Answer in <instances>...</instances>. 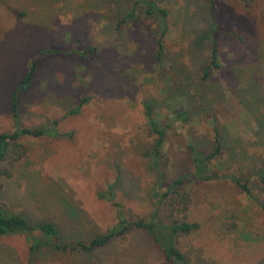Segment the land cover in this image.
<instances>
[{
  "label": "rangeland",
  "instance_id": "rangeland-1",
  "mask_svg": "<svg viewBox=\"0 0 264 264\" xmlns=\"http://www.w3.org/2000/svg\"><path fill=\"white\" fill-rule=\"evenodd\" d=\"M137 1L145 0H0V133L55 122L59 132L72 133L22 136L26 155L3 164L13 176L0 177V202L32 223L54 222L69 243L79 233L86 241L117 222V208L98 192L115 184L126 218H147L160 182L193 172L188 143L210 154L218 133L221 154L209 169L249 179L254 199L230 180L189 181L171 215L199 227L176 246L186 264H264V212L256 202L264 200L257 177L264 168V0H216L214 18L208 0H154L168 11L160 62L159 19ZM214 40L220 69L203 81ZM46 50L58 53L37 61L14 118L11 92ZM144 101L166 127L168 162L160 170L147 156ZM185 109L189 119L181 122L173 113ZM29 247L24 234L0 236V264H26ZM32 264L170 263L149 235L133 229L92 253L44 246Z\"/></svg>",
  "mask_w": 264,
  "mask_h": 264
},
{
  "label": "trees",
  "instance_id": "trees-1",
  "mask_svg": "<svg viewBox=\"0 0 264 264\" xmlns=\"http://www.w3.org/2000/svg\"><path fill=\"white\" fill-rule=\"evenodd\" d=\"M138 3H144L147 5V9L145 11L147 15H156L159 19V33L157 34L155 41V58L158 62H160L164 50V39L168 33V11L158 7L154 0L137 1L134 3V6ZM208 3L211 16L214 18L216 0H208ZM133 16L134 10L132 8V11L128 13L127 17L131 18ZM233 35L238 38L237 35ZM86 52L87 50L82 52L81 55H84ZM57 53V51L51 50L39 52L20 83L13 88L10 96V104L11 114L14 118L18 117L17 107L19 94L26 91L31 86L33 76L37 70V61ZM218 69H220L218 42L214 40L211 43V49L209 52V65L202 68L201 79L203 81L210 79L212 70ZM84 102L86 101H81L75 109L69 111V114H76ZM142 107L147 120V132L152 141L150 151L147 156L149 157L152 166L159 168L160 170L163 169L168 162L166 161L164 155L166 127L163 126L160 120L154 115L153 104L150 101H144ZM173 114H175V118L181 122H186L189 119L186 109L182 112H174ZM56 125V122L53 123L52 126L42 128H27L17 125L12 133H0V177L8 179L13 176L12 171L3 166L4 163L7 162L9 165H12L25 157L26 149L19 142V139L22 136H31L35 138H69L72 136V133L59 132ZM214 143L215 149L210 154H206L195 148L191 143H188L193 172L177 177L169 185L164 186L163 181L160 182L159 188H161V191L154 194L153 209L147 218H138L133 220L127 219L121 205L114 200L115 184H109L104 191L98 192L97 197L100 200L111 203L115 208H117V222L114 226L100 235L90 236V238L85 241L83 239L86 238L87 235L82 236V233H79L77 235L70 236V239H73V241L69 243L67 242V239H69L68 236L63 237L58 226L54 222L46 220L32 223L24 215L10 212L8 208L0 202V236L18 234L26 235L30 241L29 254L26 264H32L34 258L42 251V247L44 246H49L52 250L61 253H92L98 249L108 246L116 240L124 239L131 230L135 229L143 231L149 235L152 241L164 253L170 264H186V258L177 248L176 241L180 236L190 234L198 229L199 226L196 223L179 221L174 219L171 215L173 203L175 202L174 197H178L177 200L179 201L182 200L180 197L181 186L187 184L191 180L210 181L225 179L230 180L234 185H236L247 198L254 199L249 187V179H242L233 174L219 176L209 169L211 161L221 154V145L218 133L215 134ZM163 160L166 163H163ZM263 169L257 173V177L264 190ZM161 172L160 176L163 177L164 172L162 170ZM256 202L264 212V200H256ZM64 208H66L69 212L71 219H78V214L72 207L64 205ZM163 209H170V214L163 215V212L165 213ZM169 218L171 220H169Z\"/></svg>",
  "mask_w": 264,
  "mask_h": 264
}]
</instances>
